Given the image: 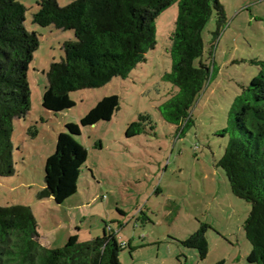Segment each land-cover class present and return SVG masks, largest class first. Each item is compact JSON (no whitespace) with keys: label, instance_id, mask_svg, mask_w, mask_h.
Masks as SVG:
<instances>
[{"label":"rangeland","instance_id":"374dc122","mask_svg":"<svg viewBox=\"0 0 264 264\" xmlns=\"http://www.w3.org/2000/svg\"><path fill=\"white\" fill-rule=\"evenodd\" d=\"M17 1L27 9L25 26L37 34L39 47L28 71L31 108L13 126L15 174L0 177V206L31 208L48 248L63 247L73 235L89 241L106 228L125 245L120 264H251L243 228L251 207L231 194L218 162L228 141L220 135L228 126V110L257 75L255 62L264 60V0H219L224 24L218 30L213 10L202 31L203 54L194 61L196 67H209L211 77L190 111L189 126L181 128L166 123L159 111L177 93L166 80L177 4L155 20V49L128 78L71 92L74 107L54 113L42 107L46 73L63 59L62 45L74 41V33L33 25L40 0ZM56 1L64 7L74 0ZM113 95L119 109L110 121L80 126L100 100ZM69 123L80 126L75 140L88 153L77 193L63 204L38 201L45 162ZM202 226L204 260L197 249L182 244Z\"/></svg>","mask_w":264,"mask_h":264},{"label":"trees","instance_id":"16d2710c","mask_svg":"<svg viewBox=\"0 0 264 264\" xmlns=\"http://www.w3.org/2000/svg\"><path fill=\"white\" fill-rule=\"evenodd\" d=\"M173 4L178 6L170 47L172 71L166 80L177 93L160 109L162 119L173 126H189L190 111L211 77L204 64L194 65L203 54L202 31L217 12L218 30L224 24L219 0H74L60 7L56 0H40L31 23L41 28L72 31L74 41L62 45L63 59L50 64L42 107L59 113L74 107L71 92L105 86L113 78H128L146 54L155 49V20ZM25 6L17 0H0V177L15 174L12 134L15 120L31 108L28 71L39 47L35 32L26 29ZM257 75L243 87L228 110V141L218 166L231 194L250 205L243 228L251 246L247 261L264 264V60L256 61ZM119 109L116 95L104 97L84 117L80 126L110 121ZM141 120V119H140ZM80 126L66 124L67 133L57 135L54 153L44 165V187L36 200L63 204L77 193L87 150L75 137ZM37 131L30 133L36 136ZM206 226L182 244L207 254ZM125 247L112 230L80 242L69 237L61 248L41 244L38 224L28 206H0V264H120Z\"/></svg>","mask_w":264,"mask_h":264},{"label":"crops","instance_id":"0c3cea01","mask_svg":"<svg viewBox=\"0 0 264 264\" xmlns=\"http://www.w3.org/2000/svg\"><path fill=\"white\" fill-rule=\"evenodd\" d=\"M41 242V241H40ZM42 244V243H41ZM43 245V244H42Z\"/></svg>","mask_w":264,"mask_h":264}]
</instances>
